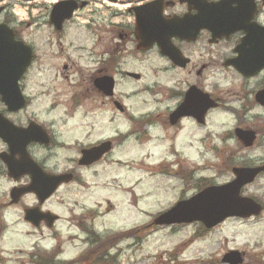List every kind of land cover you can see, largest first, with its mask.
I'll return each instance as SVG.
<instances>
[{
    "label": "clouds",
    "instance_id": "clouds-1",
    "mask_svg": "<svg viewBox=\"0 0 264 264\" xmlns=\"http://www.w3.org/2000/svg\"><path fill=\"white\" fill-rule=\"evenodd\" d=\"M41 5L40 11H44V19L50 14L53 20L54 12L57 13L59 27L63 17L71 16L75 7L85 3L86 0H33ZM176 0H145L144 6L159 5V16L162 21H183L186 16L197 17L201 14L198 7H190L189 0H183L186 7L175 8L166 12L165 9L173 5ZM202 3L212 5H222L229 3L232 10L237 12L242 4L246 5L244 22L232 30H239V39L230 45H217L215 49H209L206 42L198 44L200 55L193 57V64L198 60H214L216 66L202 78L197 79L188 72H179L175 67L177 60L169 52L164 51L158 39H153L150 44L142 45L138 36V8L131 13H124L126 21H122L125 29L134 41H138L141 47L147 48L145 56L133 58L130 54L119 59L114 65V72L117 73V86L115 94L103 103L96 102L92 110L76 107L73 95L84 91L81 86L82 80L91 79L97 69L102 65L106 66L110 56L105 54L98 57L97 51H102L108 46V41L102 43L101 48H94L96 35H90L88 40L75 39L77 32L87 31L84 21H73L66 26L65 31L69 33L73 43L68 50V59L76 65L79 73L69 87L56 86L55 90L40 102L39 95L48 93L50 85L43 82V87H38L30 82V78L25 76V66L32 55V46L36 45V26L41 23L35 20L33 28L29 31L31 36H24L17 39V32L21 30L20 21L9 19L4 13H0V28H6L11 32V40L15 44L22 45L28 50V59L23 68L15 77V89L22 103L13 108L5 99V93L0 91V120L11 125L16 134L23 137L22 151H13V140L6 139V134H0V209L6 206L9 193L13 195L16 191V199H20V194L32 188L38 190L35 183V176L39 173L55 182L65 179L69 175H75L85 184L89 185L88 191L96 203L89 207L97 208L102 213L104 211L103 201L98 199V186L106 181L118 182L119 185L126 184L123 173L117 175L119 171L118 161H124L129 167L135 165L139 171H133L127 175L135 181H143V186L150 185L156 167L161 164L169 165L173 172L178 171L174 166L179 160L185 170V175L180 178L181 189L175 194L174 199L164 200L155 197H148V202L140 204L141 209L149 212H158L162 216L173 212L181 204H187L194 198L199 197L209 189H225L228 186H235V199L247 202L246 211L233 210L229 213L240 216H248L255 212L256 216L250 220L241 221V224L249 225L247 232L251 238L264 236V181L255 185L241 187L244 179L241 175H232L235 169L238 172H252L257 169H264V131H261L259 140L252 147H241L243 138L253 127L260 126L264 129V102L258 97L264 93V59L260 58L257 52L255 66L250 70H243L236 63L231 61H241L242 51L245 57L248 55V45L246 39L252 29L264 30V0H202ZM52 4H55L53 9ZM64 6H67L65 9ZM141 8V7H140ZM46 9V11H45ZM70 9V13L69 10ZM38 13L34 12L33 16ZM77 15L88 16L89 19L99 21L103 17V23L109 21V14L103 7L97 8L96 4L89 2L88 8ZM57 24V23H56ZM208 28L213 35L209 39H215L212 28ZM197 31V32H198ZM231 31V30H230ZM229 31V32H230ZM196 32V33H197ZM195 33V34H196ZM228 32L218 35H227ZM179 38L182 36L170 34L168 41L176 49L181 60L184 55L181 53ZM189 38V37H188ZM115 43V40H112ZM56 44L53 42L52 50L55 51ZM84 47L85 51L77 54L72 49ZM208 52H211L209 56ZM131 53V48H129ZM43 58V53H39ZM167 57L168 59H164ZM67 60H57V67L66 63ZM236 65L243 77L223 67L224 63ZM47 70L50 65L45 64ZM130 72H140L139 81H129L124 75ZM166 87L160 90L161 85ZM111 91V84L108 85ZM203 98V103L199 111H183L189 95ZM126 97V98H125ZM222 101V104H219ZM121 102L127 107L125 117H121L113 108L108 105ZM214 103L226 109L231 115H224L218 111L209 109ZM58 105L57 109L51 107ZM22 105L26 107L24 112L17 111L16 114L6 115L10 110L18 109ZM207 113V119L205 114ZM175 117V119H173ZM126 119V123L121 124L120 120ZM198 121L202 122L198 123ZM175 124V128L166 127V124ZM35 127L42 135H32L31 130ZM244 133L245 135H241ZM47 141L41 147L37 144ZM108 142V143H105ZM115 147L107 151L112 144ZM87 154V158H86ZM104 155L106 160L112 163L107 166L82 167L91 164L90 157L96 158ZM27 160L28 170L13 172V167L9 163ZM143 158V162L138 163ZM211 166L212 174H204L203 169ZM25 175V180L19 185L10 177ZM94 177V179H93ZM27 184L28 187H24ZM79 184H69L61 187V191L78 188ZM44 194L41 193L40 200ZM36 195H26L21 203L10 209L13 215L0 211V220H8L11 223H19L23 220L25 212L33 213L36 222L44 218L47 223L52 224L51 213H59L65 220L63 225H55L54 230L62 239H67L72 231V227L67 223L69 213L65 208L48 205L41 206ZM87 210V209H85ZM122 216L128 215V208L121 212ZM33 217H29L32 219ZM198 223L209 222L203 217H195ZM227 223V222H226ZM232 229L231 231H235ZM103 236L104 232L97 229ZM45 236L50 233H45ZM224 236H230V231H224ZM10 248L22 247L29 242V236L19 229H10ZM42 242H38V245ZM56 241H49L48 244L40 247L42 253L52 254L51 245ZM204 244H201L203 247ZM62 258L53 256V264H58ZM167 260V257H164ZM184 256H179L178 260L183 261ZM202 259L212 260L213 257H202ZM216 260L223 259V253H218ZM264 259V257H262Z\"/></svg>",
    "mask_w": 264,
    "mask_h": 264
},
{
    "label": "flooded vegetation",
    "instance_id": "flooded-vegetation-1",
    "mask_svg": "<svg viewBox=\"0 0 264 264\" xmlns=\"http://www.w3.org/2000/svg\"><path fill=\"white\" fill-rule=\"evenodd\" d=\"M97 6V8L103 7L105 11L109 14V21L107 24L103 23V17L99 18L100 22H97L95 20L89 19L88 16L85 15H77V13H81L84 9L88 7L90 0H86V2L76 7L72 15L69 18H64L61 22V26L59 27V21L57 19V15L53 14V20L51 18V15L49 14L47 16V19H44V11L37 16H32V20H27L25 22H22L20 20L21 29L22 24H24L25 28L33 27L35 20L39 19L41 23L36 26V33L40 34L39 37H35L36 39V45L32 46V55L31 59L29 61V64L25 68V76L30 78V82L35 83L38 87H43V82H46L50 85V89L48 93L40 94L39 97L42 98L41 103L44 102V100L47 98L48 95L51 94L58 85H62L64 87L70 86V81H72L75 77L79 75L76 65L71 59H68V50L71 48V45L73 43L72 39L69 37V33L65 31L66 26L73 22V21H84L85 22V28L87 31L84 32H77L75 39L78 40H88L90 38V35H96V42L94 44V48H101L102 43L107 40L108 46L104 47L102 51H97L96 55L98 57L103 56L105 54L110 56V60L108 61L107 65H102L100 69H97L94 76L91 79L88 80H82L81 86L84 87V91L74 94L73 95V101L76 107L85 108L86 110H92L93 105L96 102L103 103L106 100H109L114 94L117 86V73L114 72V65L115 63L123 58L125 55L130 54L133 58L135 57H142L145 56V54L148 52L147 48L141 47L138 41H134L130 38L128 35L125 25L121 23L122 21H126L127 16L123 15L124 13H131L133 9L138 8L137 12L139 15H142L140 13L141 6L144 5L145 0H93ZM51 2V0H49ZM190 7L195 6L200 8L201 14L197 17L192 16H186L185 19L182 21L185 32L188 34V37H182L179 38V46L181 48V53L184 55V61L181 60L180 55L176 49H174L172 46H170V54L173 55V57L177 60L179 63H175L174 67L179 72H188L189 69H191V75L195 76L197 79L202 78L204 74H207L211 71L213 67L216 66V61L209 60L204 61L203 59L198 60L196 65L193 64V57L200 55V49L198 48V44L201 42H206L209 49H215L217 45L225 44L230 45L231 43L237 41L241 35L239 30H234L228 32L227 35H220V37H215V39H209V36L212 35L210 29L208 28H201L199 31V27L201 24V19L205 15V20L207 17L211 16L212 14L216 13L214 12V9H211L209 5H206L202 3V0H189ZM120 4L124 6V10H121L119 7ZM55 4H52V7ZM155 6V5H154ZM152 7V13L149 14V18H145L143 21L138 19V35H143L140 31L141 27L145 28V33L148 30L149 26H152L154 24L153 20L155 18V8ZM186 7V4L183 3V0H176V2L173 5H170L168 8L165 9L166 12L172 11L175 8H183ZM220 9L223 12L224 18H234L237 20H245V12H246V5L242 4L241 9L237 12L236 10H232L230 8L229 3H224L220 5ZM46 11V9H45ZM0 13H4L7 18L12 19L15 18L8 10L7 5H3V9L0 11ZM201 18V19H199ZM16 19V18H15ZM57 23V24H56ZM205 26H207V23L205 21ZM32 29V28H30ZM198 32H197V31ZM197 32L195 36L193 35L194 32ZM226 32V30H223L222 33ZM24 31L19 30L17 32V39H23ZM261 33H264V31H261ZM148 34V33H146ZM27 36H31L32 33L26 32ZM194 36V37H193ZM115 40V43H112V40ZM259 41L264 46V37H256L252 38V42ZM55 42L56 47L55 51L52 50V44ZM67 44V45H66ZM129 48H131V53H129ZM252 45H248V55L245 57V53L242 51V58L241 61H234L238 66L241 67H248L246 65H250L253 62L254 56L257 57V55L253 54ZM73 52L79 54L83 51H85L84 47H77L72 49ZM39 53H43V58ZM209 56H211V52L206 53ZM261 57V56H260ZM164 59H168L167 57H164ZM57 60H67L66 63L63 65L57 67L55 64V61ZM48 64L50 67L46 70L44 65ZM223 67L230 71V73L234 72L238 74L240 77L244 76V73L241 71H238L233 65L230 63L225 62ZM261 71H264V69H261ZM36 75H43L42 78H39ZM129 81H139L141 79V73L140 72H130L124 74ZM111 84V91H108V85ZM166 85L162 84L160 90L163 91ZM126 98V97H125ZM262 102H264V93H261L258 97ZM10 106L15 108L19 106L22 101H20L18 93L14 92L13 97L9 100ZM203 103V98H200L199 96H192V94L189 95L188 101H186V104L184 106L183 111H199L201 105ZM219 104H222V101H219ZM218 103H214L210 111H221L226 112L227 110L219 107ZM109 107L113 108L116 113H119L121 117L126 116L127 107L121 102H115L114 104L108 105ZM26 107H31L30 105H22L18 109L10 110L6 115H15L17 111L24 112ZM51 107L53 109H57L58 105L52 104ZM175 119V117H173ZM205 119H207V113L205 114ZM121 124L126 123V119L120 120ZM198 123H201L198 121ZM3 126H7L4 129L7 130V134L11 133L10 129H12L11 125L8 124L6 121L0 120V128ZM9 127V128H8ZM166 127L175 128L176 125L173 124H166ZM260 126L253 127L250 132H253L254 134V140L252 141L251 145L246 146L243 142L241 144L242 147H252L254 142L260 138V131H264V129L259 128ZM32 135H42L39 133V130L33 127L31 130ZM16 138H20L23 142V137L15 134ZM47 141H43L40 144H37V148L41 147L43 144H46ZM108 143V142H105ZM115 147V144L113 143L107 151H111L112 148ZM21 150L22 151V145H15L13 147V151ZM87 158V154H86ZM6 159L9 160L11 164L15 166V172L14 174L19 170H28L27 165L28 161L25 159L20 162L12 161L10 158L6 157ZM91 161V164H85L82 165V167H90L92 165H97L99 162L106 160L104 158V155H100L96 158H89ZM19 164V166H18ZM172 171V170H170ZM180 171V175H185V170H181V168L178 169ZM173 172L172 174H179V172ZM171 174V173H170ZM264 174V171L260 172L255 179ZM25 175L27 174H20L18 176L10 177L17 185L21 183V181L25 180ZM233 175V171H232ZM254 179V180H255ZM61 184L57 186V188L54 190V192L49 195L48 197H44L46 195V192L50 189L51 183L49 178L40 175L39 173L35 176L36 185L38 187V194L34 191H29L25 193L20 194V199H16V191H13L12 196L11 193H9V198L7 200L6 206L0 209V211L9 213L10 209L18 206L23 197L26 195H36L37 199L40 200L41 193L44 194L43 199L40 200V205H48L50 202L53 206H55V201L53 200L54 197H56V194L58 190L65 185H68L72 182H75L77 184H80L79 181L80 178L75 175H69L65 179H63ZM81 185V184H80ZM246 186V185H245ZM243 186V187H245ZM24 187H28L27 184L24 185ZM53 200V202H52ZM58 204L60 203V200H57ZM64 202V201H63ZM264 209H262L263 211ZM94 211L86 210L81 213L79 217H75V226L81 232L84 236L77 238L78 242L75 244V246H78L77 253L70 257L66 258L63 256L64 253V246L63 241L60 237H58V233L54 230V227L56 223L60 220L61 215L58 213H51L53 217L52 224L47 223V221L44 218H40L39 222H36L35 217H33V213L29 214V217H33L32 219H29V217H26V212L24 214L23 220L21 223L26 225L28 228L27 234L30 232L32 234H37L38 236L32 241V245L30 246V249L27 252H23L21 249H17L16 252L18 253L14 258L15 262L14 264H25L26 262L28 264H53V256H59L62 259L58 262V264H86L87 262H90V258L93 256V253L89 255V252L92 251V247L97 244V241L95 237L93 236L94 233L92 230H90L87 226V223L90 221ZM10 214V213H9ZM254 216H251L249 218H252ZM244 218V219H249ZM12 223H8V220H0V264H5L7 260L3 258L2 254V242L4 240L3 235L6 231V227ZM51 231V241H56L55 244L51 245L52 248V254L48 253H42L40 251V247L43 245H46L44 242L45 236L44 233ZM202 232H203V238L205 239V225L202 226ZM91 235V236H90ZM38 242H42L38 245ZM80 248V249H79ZM109 248V247H108ZM107 249V248H106ZM86 255V259L83 256ZM108 252L106 250V254H103L102 256H107ZM26 256V258H24ZM203 264H205V259L203 261Z\"/></svg>",
    "mask_w": 264,
    "mask_h": 264
},
{
    "label": "rangeland",
    "instance_id": "rangeland-1",
    "mask_svg": "<svg viewBox=\"0 0 264 264\" xmlns=\"http://www.w3.org/2000/svg\"><path fill=\"white\" fill-rule=\"evenodd\" d=\"M0 4L7 5L9 12L22 22L32 20L34 12L38 14L43 12L40 11L41 5L36 4L33 0H0ZM119 7L124 10L122 4ZM22 27L21 30L24 31V36H26V32H30V28H33H25L24 24H22ZM36 36L39 37L40 34L37 33ZM35 76L43 77V75L36 74ZM39 99L41 102L42 98L39 97ZM219 112L224 115H231L228 111ZM142 162L143 158L138 161L141 164ZM111 163V160H103L95 166L103 167ZM117 163L120 166L117 175L123 173L127 183L119 185L118 182L106 181L103 185L98 186V199L102 200L105 206L102 213L98 211L99 204L97 208L89 207L90 204L96 203V201L92 199L91 193L88 191L89 185L83 181H79L81 185L79 184V187L75 189L61 191L60 188L56 197L53 198L55 206L65 208L68 211L69 219L67 223L74 230H78L74 222L75 217H79L83 211H86L85 209L95 211L87 226L94 233L93 236L97 244L89 252V255L93 253V256L90 258V262L86 264H203L204 259L202 257L208 256L213 257V259H205V264H227L221 260H216L215 257L218 253L224 254L229 249L243 253L241 264H264V259H262L264 257V236L251 238L247 232L249 225L239 223L251 218H227L213 228L205 230V239L203 238L201 224L198 222L171 226L151 223L159 213L141 209L140 204L148 202L150 196L157 199L163 198L164 200L174 199L175 194L179 193L181 189L180 178L182 175H180V171H178L179 174L174 175L170 171L169 165L154 166L156 171L151 177L153 182L145 187L143 181H135L127 175L140 169L136 168L135 165L129 167L124 161H118ZM174 166L184 170L179 160L175 161ZM203 173L212 174L211 166L205 167ZM260 181H264V174L258 176L246 186L255 185ZM70 184L77 183L72 182ZM57 200H60L59 204ZM125 207L128 208V215L122 216L121 212ZM9 213V215H13L10 211ZM8 223L11 222L8 221ZM64 223L65 220L61 216L56 225H63ZM233 228L236 230L231 231ZM10 229H19L29 236V242H26L22 247H8L11 243ZM28 229L30 228L21 222L12 223L6 227L2 242L3 258L7 260L5 264H14V257L18 254L17 249H21L23 252L30 249L32 241L38 236V233L32 234L30 232L27 234ZM97 229L102 230L104 235L101 236ZM224 231H230V236H224ZM45 233H50L48 236L44 235V242L48 244L51 241V231H45ZM83 236L79 230L78 232H70L67 239H62L58 235L63 241L64 257L70 258L77 253L78 246H75L78 242L77 238ZM201 244H204V246L201 247ZM106 250L108 255L104 257L102 255L106 254ZM181 255L185 257L183 261L178 260ZM83 256L86 259V255L83 254ZM164 257H167V260Z\"/></svg>",
    "mask_w": 264,
    "mask_h": 264
},
{
    "label": "water",
    "instance_id": "water-1",
    "mask_svg": "<svg viewBox=\"0 0 264 264\" xmlns=\"http://www.w3.org/2000/svg\"><path fill=\"white\" fill-rule=\"evenodd\" d=\"M84 4V3H83ZM81 4V5H83ZM80 5V6H81ZM154 5L150 6H141L140 13L142 15H139L138 19L143 21L145 18H149V14L152 13V7ZM55 8V5L53 9ZM66 9L67 6H64ZM76 8V7H75ZM73 8V10L75 9ZM155 18L153 20L154 24L152 26L148 27V30L145 33V28L141 27L140 31L143 35H138L141 39L142 45H148L151 43L153 39H158L163 46L164 51L170 53V43L168 41V36L170 34H177L182 37H189L188 34L185 32V27L182 23V21H162L159 16V5H155ZM211 9H214V14L211 12V16L207 17L205 20V15L199 19H201L200 26H205V21L207 23V26L212 28L214 34H217L216 37H220V33L223 32V30H226V32L234 31L235 27L240 26L244 20H237L234 18H224L223 12L220 9V5H212L210 6ZM72 10V11H73ZM70 13V9L68 10ZM55 13V12H54ZM57 15V13H55ZM70 16H65L64 18H69ZM197 31V30H196ZM194 32V36L195 33ZM211 31V30H210ZM261 31L264 30H257L252 29L249 33V37L246 39L245 44L246 45H252V52L253 54H257V52L260 53V58L264 59V46L261 42L255 41L252 42V38L256 37H264V33H261ZM213 35V34H212ZM193 36V37H194ZM28 50L24 48L22 45L15 44L11 40V32L8 31L6 28H0V91H3L5 93V99L9 102V100L13 97L14 92H16L15 89V77L18 74V72L23 68L24 64L27 62L28 59ZM257 57L254 56L253 62L250 65H246L248 67H241L243 70L247 71L250 70L252 67L255 66ZM30 61V60H29ZM28 61V63H29ZM232 63H235L234 61H231ZM231 64V63H230ZM28 65V64H27ZM25 66V68L27 67ZM233 65L238 71H240L239 68L236 67V65ZM17 93V92H16ZM11 102H9L10 104ZM7 126H3L0 128V134H6V139H12L13 147L15 145H22V140L20 138H16L15 134L16 131L14 129H10L11 133L7 134V130L4 128ZM9 128V127H8ZM241 135H245L244 133H241ZM254 134L253 132H247V134L244 136L243 140L246 146L251 145L252 141L254 140ZM10 163V162H9ZM11 164V163H10ZM13 167V172H15V166L11 164ZM19 166V164H18ZM261 171H264V169H257L252 172L248 171H240L233 170L234 175H241V179H244V184L250 183L253 181L254 177ZM50 180V179H49ZM62 180H59L55 182L53 186V181L50 180L51 187L46 192V195L44 197H48L50 194L53 193L55 188L60 184ZM37 181H35L36 183ZM243 185L241 187H243ZM34 191L38 194V190H33L32 188H29L28 191ZM25 193V192H23ZM248 209L247 202L238 201L235 199V186H228L225 189H209L205 193L201 194L199 197L194 198L191 202L187 204H181L176 209L173 210L172 213L162 216L160 213L158 216H156L153 220L154 224L156 225H172V224H189L192 222H197L195 217H203L209 220V222L201 223L205 225V228H212L216 226L217 224L223 222L228 217H241L246 218L251 215H257V213L252 212L249 213L248 216H240V215H234V214H227L222 215L223 213L227 211H233V210H240V211H246ZM30 214V213H29ZM26 217H28V214L26 212ZM242 253H239L237 251H229L224 256L222 261L226 262L228 264H240L243 260Z\"/></svg>",
    "mask_w": 264,
    "mask_h": 264
}]
</instances>
